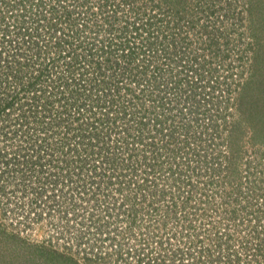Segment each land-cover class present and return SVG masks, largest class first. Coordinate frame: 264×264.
<instances>
[{
	"label": "rangeland",
	"instance_id": "rangeland-1",
	"mask_svg": "<svg viewBox=\"0 0 264 264\" xmlns=\"http://www.w3.org/2000/svg\"><path fill=\"white\" fill-rule=\"evenodd\" d=\"M104 79L139 138L78 163ZM169 263L264 264V0H0V264Z\"/></svg>",
	"mask_w": 264,
	"mask_h": 264
},
{
	"label": "trees",
	"instance_id": "trees-1",
	"mask_svg": "<svg viewBox=\"0 0 264 264\" xmlns=\"http://www.w3.org/2000/svg\"><path fill=\"white\" fill-rule=\"evenodd\" d=\"M125 29L126 28L119 29L118 31L121 34H123L126 31ZM139 34H141L140 42H141V45L143 46L144 51L148 50L149 54H151V52L154 49V45L151 46V44H153V41L156 43L159 40H161V37L154 36L153 33L150 31L149 32H139ZM131 37L134 38V35ZM147 45L151 47H148ZM132 47L134 48L135 46H132ZM166 48L169 50V47L166 46ZM168 50L164 49L163 53L169 55L168 53H166ZM128 51H129L128 54L126 53L124 56L126 60H128L127 58H130L133 54L131 50H128ZM109 54L107 55L110 56ZM74 57L75 56H72L69 61L73 62ZM86 62H90V61H86ZM157 69L158 68H156V70ZM140 74L142 75V71L140 72ZM66 83L67 82L64 83V78L60 75V83L56 85L54 92L50 93L49 95L54 96V94H57V93L64 95V97L66 98L65 101L67 102V104H72L74 100V95L76 94V92L72 94V91L70 89L65 90L62 85ZM113 84L114 82H112L111 80L104 79L100 81L99 83H96V86L98 87V89L94 90L96 91L95 93H91L88 91L87 92L88 95H83L81 97L77 96L78 100L76 101V103L78 105L77 106L78 111H77V115H73V117H69L70 116L69 114L68 119L71 118L70 124L67 123V121L65 120V116L63 117L61 115L62 119L60 118V116L58 117V119L62 121L61 124L59 125L61 126L62 131L64 132V135H65L64 130L66 129H67V134L68 133L75 134L76 132V136L73 135L76 140L74 141L75 142L74 144L78 146L79 150H81V145H83L84 147V151L86 152V155H84V158H81V160H79L78 163L79 162L87 163L90 161L89 158L91 159L95 158L93 157L95 156L94 155L95 154V149H94L95 143H98L104 148H108V145L105 142L108 140V141H111V146L113 148L115 146L119 148L120 145H124L126 147L129 145H132L131 144L132 141L136 138H139L137 133L140 131H138L139 129L137 128L135 129L133 126L132 127L126 126V128H123V130L116 131L118 130L117 120L119 118V114L120 113L122 114L124 110H120L118 113L117 111L114 110L115 101H113V99L114 97L118 98V96L115 95V91H116L115 86H118V91H120L122 88L118 84H114L115 86ZM60 88L62 90L58 92ZM36 98H38V96ZM62 98L63 97H60V99ZM87 113H89L90 115L86 116ZM136 119L137 118H135V120ZM84 142H87V143L84 144ZM68 144H72L71 140H69ZM90 153H91V157L88 156ZM199 163H200V160H199ZM83 168L84 167L80 168L79 174L83 172ZM90 184L92 186L93 183H90Z\"/></svg>",
	"mask_w": 264,
	"mask_h": 264
},
{
	"label": "snow or ice",
	"instance_id": "snow-or-ice-1",
	"mask_svg": "<svg viewBox=\"0 0 264 264\" xmlns=\"http://www.w3.org/2000/svg\"><path fill=\"white\" fill-rule=\"evenodd\" d=\"M61 219L67 220V223H64L63 225H53L54 227H64L66 228L69 232H72L74 229H77L75 219L69 218V216L62 217Z\"/></svg>",
	"mask_w": 264,
	"mask_h": 264
}]
</instances>
